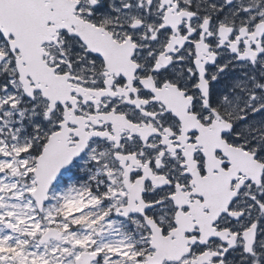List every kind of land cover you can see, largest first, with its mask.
Instances as JSON below:
<instances>
[{
    "label": "snow or ice",
    "instance_id": "1",
    "mask_svg": "<svg viewBox=\"0 0 264 264\" xmlns=\"http://www.w3.org/2000/svg\"><path fill=\"white\" fill-rule=\"evenodd\" d=\"M0 264H264V0H0Z\"/></svg>",
    "mask_w": 264,
    "mask_h": 264
}]
</instances>
